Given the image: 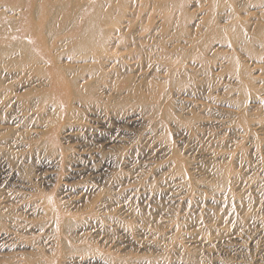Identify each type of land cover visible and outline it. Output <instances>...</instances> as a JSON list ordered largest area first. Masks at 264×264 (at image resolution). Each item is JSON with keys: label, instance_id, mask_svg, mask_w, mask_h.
<instances>
[{"label": "rangeland", "instance_id": "1", "mask_svg": "<svg viewBox=\"0 0 264 264\" xmlns=\"http://www.w3.org/2000/svg\"><path fill=\"white\" fill-rule=\"evenodd\" d=\"M0 28V264H264V0H0Z\"/></svg>", "mask_w": 264, "mask_h": 264}, {"label": "bare ground", "instance_id": "2", "mask_svg": "<svg viewBox=\"0 0 264 264\" xmlns=\"http://www.w3.org/2000/svg\"><path fill=\"white\" fill-rule=\"evenodd\" d=\"M60 8V7H59ZM72 9V8H71ZM73 10H74V8H73ZM73 12V11H72ZM55 14H56V12H55ZM73 16V15H72ZM37 17V16H36ZM72 18V17H71ZM52 22V21H51ZM2 31H3V29L2 28H0V34L2 33ZM88 38V37H87Z\"/></svg>", "mask_w": 264, "mask_h": 264}]
</instances>
